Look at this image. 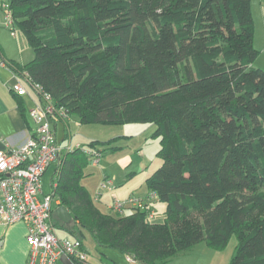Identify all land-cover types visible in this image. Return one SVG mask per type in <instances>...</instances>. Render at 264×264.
<instances>
[{
  "label": "trees",
  "instance_id": "obj_1",
  "mask_svg": "<svg viewBox=\"0 0 264 264\" xmlns=\"http://www.w3.org/2000/svg\"><path fill=\"white\" fill-rule=\"evenodd\" d=\"M0 1L34 53L6 62L11 71L42 85L68 120L153 124L159 139L147 194L126 195L142 206L122 212L101 210L102 193L81 183L94 153L119 149L116 138L65 152L53 183L72 225L53 210L55 230L86 252L90 234L135 264H168L201 240L221 248L235 234L230 264H264V70L251 65V0ZM158 201L164 217L154 221Z\"/></svg>",
  "mask_w": 264,
  "mask_h": 264
},
{
  "label": "built area",
  "instance_id": "obj_2",
  "mask_svg": "<svg viewBox=\"0 0 264 264\" xmlns=\"http://www.w3.org/2000/svg\"><path fill=\"white\" fill-rule=\"evenodd\" d=\"M1 6L11 18L6 4ZM1 64L7 65L4 61ZM22 77L38 94L40 102L29 110L35 124L32 131L18 146L10 147L8 143L5 149H0V225L19 222L26 225L27 264H56L62 255L68 257L72 264H89L88 253L82 250L80 241L58 236L52 224V211L60 206V199L54 191L55 184L52 183V189L47 192L42 190V177L47 168L51 164L57 165L62 155L71 149V145L60 144L52 127L54 121H66L68 116L62 107L52 103L51 95L42 85L32 82L26 72ZM11 90L21 95L26 93L19 81L11 85ZM98 161V153H94L92 163L95 165ZM112 188L110 180L100 183V190ZM148 197L156 198L154 194ZM112 198L111 205L119 212L126 203L132 206H142L143 203V199L134 196L124 200L114 195ZM125 261L135 263L131 255H126Z\"/></svg>",
  "mask_w": 264,
  "mask_h": 264
},
{
  "label": "rangeland",
  "instance_id": "obj_3",
  "mask_svg": "<svg viewBox=\"0 0 264 264\" xmlns=\"http://www.w3.org/2000/svg\"><path fill=\"white\" fill-rule=\"evenodd\" d=\"M7 3V0H3ZM252 14L254 24V47L259 50L257 57L253 60L252 66L264 70V40L260 37L263 26V20L260 17V1L251 0ZM0 1V32H3L1 38L14 51H20L25 60H30L33 57V50L27 44L23 32L17 24L13 23L10 17L7 16L6 10L1 6ZM2 33V32H1ZM16 35V36H15ZM18 38V41L15 39ZM32 124L34 123L31 121ZM155 130V125L144 123L133 124H80L71 128L72 142L71 147L85 148L91 139L106 141L111 138H116L112 145L118 146L119 149L111 152L106 150L100 157L97 165L88 160L84 168V176L81 183L89 190L92 197H96L97 192H101L100 206L101 210L108 211L107 205L112 202V193L106 190H100V181L108 175L113 179L115 185L116 196L119 200H124L125 195L133 193L137 196L147 194L148 190L145 185V178L153 173L159 166L160 161L156 156L159 148V139L153 137L152 133ZM67 141L63 142V145ZM64 153V152H63ZM93 160V159H92ZM53 165L51 164L43 177V186L45 191L52 189L50 186L51 172ZM123 198V199H122ZM156 214L152 216V220L160 221L163 219L164 203L151 202ZM102 206V207H101ZM83 213L85 217L89 216L94 219L93 215L86 211ZM88 218V217H87ZM94 223V222H93ZM72 222L68 223L71 226ZM78 226L75 227V229ZM56 233L59 236H68L66 230L57 228ZM83 242L89 253L88 260L92 264H129L125 261V256L113 250L102 249L98 247L90 234L83 237ZM237 239L235 234H232L228 242L221 248L209 246L206 241L201 240L195 243L188 251L177 254L172 257L168 264H230L231 257L235 251ZM0 264L3 262L0 261Z\"/></svg>",
  "mask_w": 264,
  "mask_h": 264
},
{
  "label": "crops",
  "instance_id": "obj_4",
  "mask_svg": "<svg viewBox=\"0 0 264 264\" xmlns=\"http://www.w3.org/2000/svg\"><path fill=\"white\" fill-rule=\"evenodd\" d=\"M259 1L261 6L260 17L263 20V24H264V0H259ZM250 4H251V13H252V3ZM252 18H253V14H252ZM260 30H261L260 37L264 40V27L262 26ZM1 32H0V149L2 150L6 148V145H8V143L10 147L18 146L24 140V138L29 134V132L32 131V128H34L35 124L34 123L32 124L31 122L33 120L29 115V110L35 104L39 103L40 99L38 94L33 90L32 86L28 83V81L24 79V77H22V75H17L15 72L11 71L7 65L4 66L1 64V62L4 61L10 64L15 63L16 65H22L33 59L34 53H33V57L30 60H25L22 52L12 50L6 42L2 41L1 38L2 34L3 32H7V31L2 30ZM253 36H254V32H253ZM15 39L18 41L17 37H15ZM253 41H254V37H253ZM16 81H19L26 89L25 94L22 95L17 94L13 90H11V85ZM79 125L80 123L77 120V118L71 116L70 119L66 121L63 120L54 121L52 127L55 131L56 137L60 142V144L62 146H67V145H71L73 138L71 128ZM64 141H67V143L63 145ZM52 165H53V171L51 172V176H50L51 178L50 186H52L51 184L55 182L53 180L54 177L56 176L55 174L56 164H52ZM44 175L45 173L43 174V177ZM43 177H42V190L43 192H47L44 190ZM113 190H115V188ZM113 190L110 191L112 193L111 198L113 197V195L116 196V193L113 192ZM125 197L126 195L123 198ZM111 204L112 202L110 203V205ZM110 205H107V207ZM25 236H26V225L22 222L15 223L12 225H0V261L3 262V264H27L29 249L26 243ZM60 237H64V236H60ZM88 257H89V253H88ZM88 262L89 264H92L89 260ZM56 264H66V263L60 261L59 259V261Z\"/></svg>",
  "mask_w": 264,
  "mask_h": 264
},
{
  "label": "water",
  "instance_id": "obj_5",
  "mask_svg": "<svg viewBox=\"0 0 264 264\" xmlns=\"http://www.w3.org/2000/svg\"><path fill=\"white\" fill-rule=\"evenodd\" d=\"M54 212H55V215L57 216V218H58L60 221L64 222V223H68V222L71 220V215H70V213H69L68 210H67L64 206H62V205L56 207ZM60 261L66 263V264H72L71 261L69 260V258L66 257V256H64V255H62V256L60 257Z\"/></svg>",
  "mask_w": 264,
  "mask_h": 264
}]
</instances>
